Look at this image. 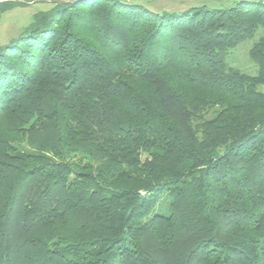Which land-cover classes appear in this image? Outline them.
<instances>
[{"label":"trees","instance_id":"trees-1","mask_svg":"<svg viewBox=\"0 0 264 264\" xmlns=\"http://www.w3.org/2000/svg\"><path fill=\"white\" fill-rule=\"evenodd\" d=\"M261 28L264 0L35 12L0 45V264H264V35L256 75L226 60Z\"/></svg>","mask_w":264,"mask_h":264},{"label":"rangeland","instance_id":"rangeland-1","mask_svg":"<svg viewBox=\"0 0 264 264\" xmlns=\"http://www.w3.org/2000/svg\"><path fill=\"white\" fill-rule=\"evenodd\" d=\"M16 1V0H13ZM131 2H139L146 5L154 11L162 12L182 11L193 6L206 5L210 8H225L233 4V0H128ZM22 2V1H21ZM51 7V0H38L27 2L26 5L16 6L14 8L2 11L0 13V45L9 42L13 37L17 36L22 29L27 26L32 15L39 10H46ZM264 35V29H259L253 37L247 38L240 42L236 47L232 48L226 60L228 64L240 71L256 75L258 66L250 56V49L254 43ZM258 89L264 92V84H260Z\"/></svg>","mask_w":264,"mask_h":264},{"label":"water","instance_id":"water-1","mask_svg":"<svg viewBox=\"0 0 264 264\" xmlns=\"http://www.w3.org/2000/svg\"><path fill=\"white\" fill-rule=\"evenodd\" d=\"M2 1H5V0H0V2H2ZM16 1L26 2V1H23V0H16ZM76 1H78V0H51V2H56V3H72V2H76Z\"/></svg>","mask_w":264,"mask_h":264}]
</instances>
